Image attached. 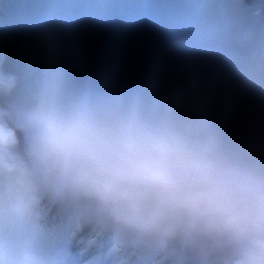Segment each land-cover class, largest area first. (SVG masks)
Segmentation results:
<instances>
[{"label":"clouds","instance_id":"9594fccd","mask_svg":"<svg viewBox=\"0 0 264 264\" xmlns=\"http://www.w3.org/2000/svg\"><path fill=\"white\" fill-rule=\"evenodd\" d=\"M42 57L23 127L28 156L56 196L89 201L102 221L126 232L205 238L231 250L230 264H264V119L229 134L210 107L127 86L65 99L63 42L46 35ZM13 82L0 72V89ZM16 143L0 124V171L17 174L22 196L13 210L27 212L34 198L24 161L11 151ZM0 264L37 261L0 248Z\"/></svg>","mask_w":264,"mask_h":264},{"label":"rangeland","instance_id":"374dc122","mask_svg":"<svg viewBox=\"0 0 264 264\" xmlns=\"http://www.w3.org/2000/svg\"><path fill=\"white\" fill-rule=\"evenodd\" d=\"M90 1L92 2L88 8H93L94 12L99 11L98 2ZM177 1L164 2L162 10L166 11L168 3ZM258 1L260 0H226L222 4L223 10L220 14L222 17L214 19L205 17L207 10H210L207 6L211 4V0H189L185 8L177 11L178 14H181L185 9L186 13L191 8L189 16L185 14L180 17L179 14L176 21L170 23L164 21L163 25L156 23L167 39L169 47L177 51H184L188 47L185 40L186 34L201 30L205 32L206 37L202 39L201 44L192 49L194 52L190 54L189 58L192 64L191 66L187 65L190 70H187L185 66H178L177 63L173 65V70L182 81L188 77L192 82L195 78L204 82L199 86L187 82L185 87L190 84L193 89L207 91L206 100L199 101L189 96L185 87L183 88V98L191 106L212 108L217 114L219 126L234 124L236 126L235 134L241 133L242 126L246 125L249 120L264 119V41L257 39V26H255L258 20L257 16L260 15V12L256 11ZM52 5H56L58 11L49 16L44 10L46 7L50 10ZM82 9L83 6L79 12H74L76 14L72 15V12L66 13V4L63 0H0V50L8 57V62L6 59L0 62V72L22 80L24 85L25 83L36 85L39 89L44 64L39 62L28 66H18L17 62L22 53L13 51V46L10 49L7 48L10 43L3 37L4 32L12 23H20L33 18V22L28 24L27 28L32 40L39 45V48L43 50V40L46 35H50L53 40L62 41L64 48L68 47L67 56L70 62L68 63L66 61L68 57H65L62 68V95L65 99L72 97L73 85L79 86L82 90L100 82H104L110 88L124 86V80L130 79V75L133 73H127L124 69L121 71V76L124 77L123 81L119 78L108 80L109 74L106 72L95 75L88 82L79 79L77 75L79 69L77 65L78 48L83 49L82 52L86 57L97 58V53L93 55L92 51L86 49L87 45H84V39L72 35V27L78 23H68L70 19L68 15L70 14L71 18L79 17L84 14L85 10ZM239 9L243 11L237 12ZM159 12L162 13L160 10ZM118 14L122 15L120 12ZM94 23L102 27L106 26L105 23L91 22V24ZM83 24H87V22ZM218 33L219 37H217ZM235 34L239 35L241 39H236ZM218 41H220L219 44ZM127 42L125 39L124 43ZM235 42H239L238 49L241 52L253 53L254 56L247 63L239 65L233 63L229 53L224 51L226 45ZM10 52L12 53L9 54ZM23 63H27V61L20 64ZM249 64L250 67L246 68ZM95 70H97L96 66L92 67L91 72ZM131 70L136 72L135 69ZM231 89L235 92L233 96L235 103L233 109L227 112L225 106ZM24 164L28 173L26 179L31 184V194L35 201L38 187L42 183V171L38 167L28 168L27 164ZM16 175L13 173L15 188L12 192L11 187V199L4 196V199L1 200L0 191V204L6 205L4 208L0 206V246H5L10 253L21 254L23 247L19 244L20 239L14 237L11 231H16L21 238L24 233L29 232L31 223L26 218V216L29 217V211L13 210V205L20 199L17 194L21 189L20 184L16 183ZM1 179L4 183L3 171H0ZM4 188H7L6 185ZM88 207L92 206L87 200L68 199L66 203H63L62 198H57L55 211H61L62 218L55 221L50 220L48 225L58 235V239L54 240L44 232L45 225L43 223L37 230L35 229L38 236L34 242V257L37 264H121L122 262H128V264H174L176 253L182 247L185 250L184 264H226L223 262V256L225 252H231L227 247L213 246L207 239L195 236L184 235L182 239L178 234L171 239H160L126 232L117 227L103 230L95 219L86 220L88 221L86 227L76 230ZM132 238L137 241L133 245L130 243ZM86 259H91V262H86ZM228 263L230 264L229 260Z\"/></svg>","mask_w":264,"mask_h":264},{"label":"bare ground","instance_id":"6f19581e","mask_svg":"<svg viewBox=\"0 0 264 264\" xmlns=\"http://www.w3.org/2000/svg\"><path fill=\"white\" fill-rule=\"evenodd\" d=\"M85 2L86 4L90 3L89 0H86ZM223 2L225 3L226 0H211V4L207 6V8L210 10H207V15H205V17L208 16V18L212 17L214 19L222 17L220 14L222 11ZM144 4L145 3H142L141 6H144ZM177 5H179V3L172 5L170 13H172V10H174ZM88 6L89 5L86 6L83 15L70 18L68 21L70 24L71 22L78 23V25L72 27V35L75 37L79 36L81 39H84V45H87L86 49L92 51L93 55L97 53V58H92L86 57L84 52H82V48H78L77 50V65L79 68L77 75L83 82H88L95 75L104 72L109 74L108 80L112 81L114 78H119L121 81H123L124 77L121 76V71L124 69L127 71V73L133 72L130 75V79L124 80V86L137 91L147 92L150 90L151 93L156 96L176 93L178 85L186 86L187 82L193 84V82L190 81V78L188 77H185L183 81L178 78V74L173 70L174 64H168L167 62L168 55H166V57L164 54H162V52H157L154 48V43H150L155 39H159V41H162L165 44L163 38L157 32V30H151L153 36H150L145 32L144 27L137 26L138 24L144 22V17L142 15H135L132 17L130 16L129 18H125L123 20L112 19L109 23L103 11L99 10L94 12L93 8L89 9ZM110 9L115 11L117 10V7L111 5ZM55 11L56 7H53V9L48 12V15H53ZM153 14L154 12L151 13L147 20H151L153 18ZM31 22H33L32 18L21 21L20 23H12L3 34V37L6 38L10 43L7 45V48L10 49L13 46V51L15 50L22 53V55H20L19 61L17 62L18 66L20 67L37 64L39 62L43 64V50L39 48V45L36 44L34 40H32L29 29L27 28V25ZM85 22H87V24H83ZM91 22L105 23L106 26L102 27L96 23L91 24ZM129 26H131V28H128ZM235 36L236 39H241L239 35L235 34ZM125 39H127L129 43H124ZM238 48L239 43L237 42L230 43L229 45L225 46L224 51L229 53L231 56L230 59L234 61L233 63L240 62L243 59L245 60V63L254 56L253 53H243ZM166 50L171 53L170 55L173 56L172 59H168L171 62L179 55H177L176 51L170 50L167 46ZM11 53L12 52L9 54ZM67 55L68 47L64 48L63 65L64 60L66 59L65 57H68ZM184 57L186 59H190L189 55H184ZM4 59H6L8 62L7 54L3 53V56L0 57V62ZM25 61H27V63L20 64L21 62ZM66 61L68 63L70 62L69 57ZM9 64L13 66L11 62H9ZM177 64L178 66H185L187 70H190V67L187 66L188 63L183 59H180ZM94 66H96L97 70L91 72V69L92 67L94 68ZM131 69H135L136 72L132 71ZM203 83L204 82H200L195 78V85L199 86L203 85ZM197 90H187L186 93L194 99H198L199 101L206 100V97L208 96L207 91H203L202 89ZM234 93L235 92L233 89L229 91L230 96L225 106V110L227 112L233 109L235 103L233 99ZM245 127L246 125L242 126L240 130L241 133L244 131ZM1 186L3 185L1 184ZM87 209V212L82 215L81 222L76 230L86 227L88 223L86 220L90 219H95L99 226H101L104 230L115 227L102 221L94 212L92 207H88ZM133 242L134 239H130V243ZM86 262L90 263L91 259H86Z\"/></svg>","mask_w":264,"mask_h":264},{"label":"trees","instance_id":"16d2710c","mask_svg":"<svg viewBox=\"0 0 264 264\" xmlns=\"http://www.w3.org/2000/svg\"><path fill=\"white\" fill-rule=\"evenodd\" d=\"M261 3L264 0L260 1ZM260 2L257 3V9L260 8ZM258 29L257 34L264 37V16H262L261 21L257 23ZM14 82L11 87L7 90L0 89V124H4L7 128L12 129L15 132L17 138L16 145L11 149V151L17 153L22 160L28 161L33 164L27 153V129L23 127V122L17 117L23 119L24 113L29 110V108L34 103L33 96L38 87L36 85H29L22 82V80L13 78ZM95 89H106L103 84H96ZM73 95L81 91L79 86L74 85L72 87ZM72 95V96H73ZM14 114L15 116H13ZM223 128L229 134H235L236 126L234 124L225 125ZM52 191L49 189L48 184L44 182V190L42 192V199L40 202L45 200ZM33 215V210L31 212ZM228 254H226L227 256Z\"/></svg>","mask_w":264,"mask_h":264}]
</instances>
